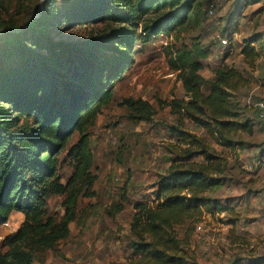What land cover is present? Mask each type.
Instances as JSON below:
<instances>
[{
    "label": "trees",
    "instance_id": "16d2710c",
    "mask_svg": "<svg viewBox=\"0 0 264 264\" xmlns=\"http://www.w3.org/2000/svg\"><path fill=\"white\" fill-rule=\"evenodd\" d=\"M233 1L240 11L242 2H247ZM198 2L45 0L39 15L25 27L0 26V227L13 213L23 215L21 227L3 240L8 249L0 255V264H32L33 246L51 249L69 237L82 185L89 189L93 181L88 130L112 102L115 83L133 66L136 42L179 33ZM62 25L103 27L77 41L55 40L51 32ZM257 41L250 37L241 50L248 66L258 58L252 46ZM210 55L197 37L170 61L185 95L172 99L170 114L203 129L206 138L171 128L174 157L167 174L156 183L152 205L135 206L130 245L138 257L128 264H198L184 249L190 225L203 212L221 213L231 207L207 195L223 184L228 170L223 151L214 149L209 140L220 150L248 151L253 147L241 136L251 137L255 126L243 115L241 105L231 101L233 84L243 82L241 71L222 63L213 70L214 80L206 81L199 74ZM129 105L138 111L130 115L133 121L150 116L147 102L138 99ZM251 114L264 124L253 108ZM237 132L240 140L235 138ZM74 133L78 139L68 151L73 173L62 183L59 155ZM256 152L258 157L264 155ZM56 196L63 198L58 220L46 211L48 200ZM184 226L186 233L180 239L176 228ZM245 264H264V257H252Z\"/></svg>",
    "mask_w": 264,
    "mask_h": 264
},
{
    "label": "rangeland",
    "instance_id": "374dc122",
    "mask_svg": "<svg viewBox=\"0 0 264 264\" xmlns=\"http://www.w3.org/2000/svg\"><path fill=\"white\" fill-rule=\"evenodd\" d=\"M44 1L0 0V26L25 27L39 15ZM198 1L199 6L179 33L162 35L146 43L136 42L133 66L115 83L112 102L102 109L96 124L88 130L93 181L89 189L87 184L82 185L84 192L76 219L70 224V235L51 249L33 246L32 264H128L138 257L130 245L134 241L130 223L137 204L152 205L156 183L168 172L174 157L171 147L175 145L171 128L179 127L206 138L203 129L170 114L169 108L172 99L185 98L170 61L177 50L190 46L197 37L211 50L199 72L206 81L214 80L213 70L222 63L242 72L243 82L233 84L231 101L241 105L245 117L253 119L255 130L251 137L241 136L253 147L248 151L220 150L209 140L214 149L223 151L228 170L223 184L207 195L225 205L229 202L232 208L215 214L203 212L190 225L184 249L198 264H233L237 259L245 264L252 257H264V167L261 171L244 168L258 157L256 151H264V124L256 122L251 114L252 105L264 99V0L242 2L241 11L233 0ZM210 9L212 14L208 13ZM29 14L32 17L28 19ZM102 27L70 29L62 25L51 34L55 40L77 41ZM253 36L258 39L252 44L258 58L253 66H248L241 50ZM224 39L226 45L222 43ZM138 99L149 104L151 117L135 122L130 115L138 111L130 107L129 101ZM240 135L237 132L235 138L240 140ZM77 139L78 134L74 133L59 155L58 176L62 183L73 173L74 164L68 151ZM260 158L264 159V155ZM62 200L59 196L48 200V216L58 220L63 215ZM22 222L23 215L13 213L7 226L0 227V255L8 249L4 238L13 235ZM186 229L176 228L180 239Z\"/></svg>",
    "mask_w": 264,
    "mask_h": 264
},
{
    "label": "built area",
    "instance_id": "2783aa9c",
    "mask_svg": "<svg viewBox=\"0 0 264 264\" xmlns=\"http://www.w3.org/2000/svg\"><path fill=\"white\" fill-rule=\"evenodd\" d=\"M208 13L212 14V10L210 9ZM223 45L227 44V40H222ZM253 110L256 113V118L259 120L264 121V99L256 101L253 106ZM264 165V160L260 157H256L253 159V161L249 164H246L244 168L248 171L255 170L257 168H260ZM262 201L264 202V191L262 192ZM4 226H7V222L3 224ZM196 229L199 231L201 230L200 226H197Z\"/></svg>",
    "mask_w": 264,
    "mask_h": 264
},
{
    "label": "crops",
    "instance_id": "0c3cea01",
    "mask_svg": "<svg viewBox=\"0 0 264 264\" xmlns=\"http://www.w3.org/2000/svg\"><path fill=\"white\" fill-rule=\"evenodd\" d=\"M262 159H263V158H262ZM263 160H264V159H263ZM263 167H264V165H263L262 167L258 168V169H260V171H261V170H263V169H262Z\"/></svg>",
    "mask_w": 264,
    "mask_h": 264
}]
</instances>
